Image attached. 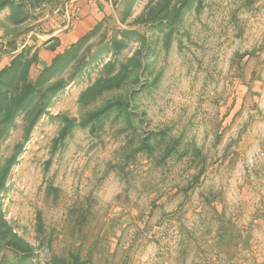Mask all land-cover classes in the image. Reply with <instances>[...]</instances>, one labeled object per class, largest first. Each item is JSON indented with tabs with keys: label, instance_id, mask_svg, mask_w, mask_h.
Wrapping results in <instances>:
<instances>
[{
	"label": "rangeland",
	"instance_id": "obj_1",
	"mask_svg": "<svg viewBox=\"0 0 264 264\" xmlns=\"http://www.w3.org/2000/svg\"><path fill=\"white\" fill-rule=\"evenodd\" d=\"M0 0V264H264V0Z\"/></svg>",
	"mask_w": 264,
	"mask_h": 264
},
{
	"label": "crops",
	"instance_id": "obj_2",
	"mask_svg": "<svg viewBox=\"0 0 264 264\" xmlns=\"http://www.w3.org/2000/svg\"><path fill=\"white\" fill-rule=\"evenodd\" d=\"M101 2L106 0L78 1V15L73 14L70 22L58 27L50 39L51 42L42 49L44 54L40 57L41 65H51L63 51L80 42L93 29L101 17Z\"/></svg>",
	"mask_w": 264,
	"mask_h": 264
},
{
	"label": "built area",
	"instance_id": "obj_3",
	"mask_svg": "<svg viewBox=\"0 0 264 264\" xmlns=\"http://www.w3.org/2000/svg\"><path fill=\"white\" fill-rule=\"evenodd\" d=\"M75 11H76L75 16H76V15H78V13H79V8H75Z\"/></svg>",
	"mask_w": 264,
	"mask_h": 264
}]
</instances>
